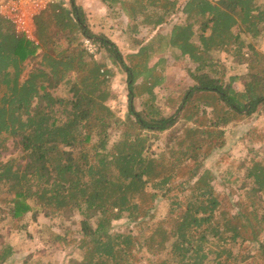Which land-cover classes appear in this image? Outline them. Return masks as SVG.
Masks as SVG:
<instances>
[{"label": "trees", "instance_id": "trees-1", "mask_svg": "<svg viewBox=\"0 0 264 264\" xmlns=\"http://www.w3.org/2000/svg\"><path fill=\"white\" fill-rule=\"evenodd\" d=\"M101 1L126 15L133 34L156 30L180 14L158 40L195 65V84L176 113L164 117L155 93L164 79L148 67L155 40L128 66L115 43L92 32L76 0H70L71 10L57 4L37 18L38 46L0 15V158L16 154L8 162L0 159V264L15 254L2 233L7 220L21 231L29 214L65 223L77 212L81 237L69 238L67 231L53 241L81 253L69 264H139L143 251L151 256L147 264H264V150L235 164L237 174L233 166L223 173L224 185L242 182L236 202L230 201L233 193L216 190V177L205 168L212 153L225 147L229 125L264 112V52L256 47L264 40V4ZM83 38L107 48L113 64L127 73L132 118L120 120L108 105L110 71L83 49ZM224 52L247 66L244 76L226 81L227 68L215 56ZM61 86L69 88L68 96L57 93ZM136 87L147 97L142 113L133 104L141 96ZM118 130L120 138L112 142ZM165 132L169 142L156 155L150 133ZM160 200L169 201L168 212L155 220ZM123 219L139 232H114Z\"/></svg>", "mask_w": 264, "mask_h": 264}, {"label": "rangeland", "instance_id": "rangeland-1", "mask_svg": "<svg viewBox=\"0 0 264 264\" xmlns=\"http://www.w3.org/2000/svg\"><path fill=\"white\" fill-rule=\"evenodd\" d=\"M61 1L64 3L67 2V0ZM185 1L179 0L181 4ZM256 1L259 5L264 4V0ZM107 13L109 20H104L103 24H99V20H95L86 14L87 22L93 33L104 35L112 42H115L123 55L125 64L128 66H133L132 62L137 61L133 60V56L137 55L140 48L147 46L152 40H155V54L150 59L148 67H155V74L164 79V83L155 89L157 97L156 104L162 110L164 117L174 115L182 100L181 98L195 84L190 76V72L194 71L195 65L186 58L177 59L176 56L179 53L170 48L164 40L159 41L158 36L167 37L173 25L179 22L181 15H175L172 23L156 30L140 28L139 33L133 34L126 21L123 20V15L118 14L117 11L112 12L110 10ZM256 47L264 52V40L257 42ZM215 56L227 68L226 81L234 76H244L248 71L247 66L237 63L230 53H216ZM97 59L105 65V68L111 74L109 84L112 97L108 101V105L120 120H126L131 117L128 107V75L123 68L113 64L111 54L107 48L100 47ZM143 82V77H141L138 79L136 85L140 86ZM234 87L238 91H243L242 83H235ZM68 90L69 88L67 86H61L57 90V93L66 97L68 96ZM136 93L141 94V96L136 97L133 104L136 111L142 113L147 97L142 89L137 88ZM183 126V121L178 124L176 128L177 134L181 132ZM225 130V147L212 153L213 155L205 161V168L211 170L216 177L214 181L216 190L222 194L233 193L230 201L236 202L242 194V191L239 190L242 182L240 180L236 184L224 185L225 175L223 173H226L228 168L233 166L232 173L233 175L237 174L238 169L235 164L242 162L246 158L253 157V152L255 151L264 150V112L257 118H248L240 122H235ZM253 130L256 133H250ZM120 133L121 130L113 132L112 142L120 138ZM170 136V132L158 134V136L150 133L152 153L158 155L163 152L169 142ZM11 143H9L10 146ZM14 154L12 151L7 152L0 159L8 162ZM148 188L150 190L149 186ZM5 196H7L6 193L1 194V197ZM168 204L169 201L167 200H160L157 203L154 211L155 220L166 217ZM81 220L82 218L78 212L72 214L65 223L59 221V219L51 220L42 213L34 220L32 215L29 214L21 223L25 224L27 228L21 231L15 230V227H12L11 221L7 220L2 229V233L5 240L14 246L15 254L6 264H37L40 262L45 264H69L73 259L81 260V253L74 245L65 249L57 248L53 245L54 236L64 234L67 231L72 232V235L69 234V238L71 236L80 238L79 230ZM114 232L137 234L139 231L134 223H128L126 219H123L114 223ZM141 255L142 262L139 264H147V259L151 256L146 251H143Z\"/></svg>", "mask_w": 264, "mask_h": 264}, {"label": "built area", "instance_id": "built-area-1", "mask_svg": "<svg viewBox=\"0 0 264 264\" xmlns=\"http://www.w3.org/2000/svg\"><path fill=\"white\" fill-rule=\"evenodd\" d=\"M56 3V0H0V15L17 35L38 46L36 20ZM83 47L89 55L97 56L99 48L93 39L85 38Z\"/></svg>", "mask_w": 264, "mask_h": 264}, {"label": "crops", "instance_id": "crops-1", "mask_svg": "<svg viewBox=\"0 0 264 264\" xmlns=\"http://www.w3.org/2000/svg\"><path fill=\"white\" fill-rule=\"evenodd\" d=\"M56 1H57V3L55 5L59 4L62 7L66 8L67 10H71L70 0H67L66 3L62 2L61 0H56ZM76 5L78 7H80L81 11H83V13L87 14V16H89V17L91 16L95 20H99V22H98L99 24H103L104 20H109V16L107 13V11H109V9L101 0H76ZM117 10H118L117 11L118 14L123 15V17H124L123 20L126 21L127 24H129V19L126 17V15L124 13H122L119 9H117ZM112 12H114V11H112ZM36 35H37V32H36ZM84 39L85 38H83V40H82V47H83ZM113 43H115V42H113ZM96 44L99 48L98 53H97V56H98L101 45L97 42H96ZM83 49H84V47H83ZM97 56H92V57H94L99 63H101L97 59ZM101 64H103V63H101Z\"/></svg>", "mask_w": 264, "mask_h": 264}]
</instances>
